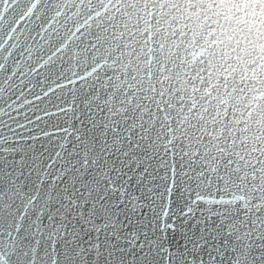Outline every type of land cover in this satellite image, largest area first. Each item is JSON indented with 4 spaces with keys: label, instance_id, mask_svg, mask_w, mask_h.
I'll return each instance as SVG.
<instances>
[{
    "label": "snow or ice",
    "instance_id": "obj_1",
    "mask_svg": "<svg viewBox=\"0 0 264 264\" xmlns=\"http://www.w3.org/2000/svg\"><path fill=\"white\" fill-rule=\"evenodd\" d=\"M25 7L0 0V201L32 217L31 264L41 239L46 264H264V128L249 82L184 62L141 79L168 14L121 28L139 0L103 16V2ZM214 92H231L227 109Z\"/></svg>",
    "mask_w": 264,
    "mask_h": 264
},
{
    "label": "water",
    "instance_id": "obj_2",
    "mask_svg": "<svg viewBox=\"0 0 264 264\" xmlns=\"http://www.w3.org/2000/svg\"><path fill=\"white\" fill-rule=\"evenodd\" d=\"M25 2L24 11L28 12L36 10L41 0ZM73 2L76 3L73 13L83 11L81 4L89 7L94 6L95 2H103L105 7L97 10L103 16L109 3L112 7L109 15L120 13L125 0H94L93 4H89L88 0ZM139 2V16L137 10L130 14L125 11L119 21L121 28L127 27L130 32L135 31L132 26L139 21L143 31L149 27L148 15L152 12H156L158 16L162 12L168 14L163 21V28L157 25L149 33V36L159 33L158 46L151 49L149 45V50H141L145 55L138 61L140 78H150L154 74L159 79H168L178 74L177 65L184 62L189 67L203 64L208 70L205 74L211 73L210 79L213 80L224 76L228 80L247 81V102L251 104L254 127L264 128V97L258 103L254 99L257 92L264 93V0H152L147 10L143 4L148 0ZM173 32L176 33L175 38H172ZM116 35H120V32L117 31ZM144 68H149V71H143ZM184 72V68L179 69L180 75ZM230 95L231 92H214L210 99L223 102L227 109L231 102ZM245 115L247 117L248 114ZM260 135H264V132ZM22 208L20 200L11 206L6 199L0 201V264H31L24 252L27 250L28 255H32L35 242L30 227L32 217L30 214L21 216ZM18 227L20 232L17 233ZM9 232L15 233L14 240L9 238ZM36 264H46L43 239L36 253Z\"/></svg>",
    "mask_w": 264,
    "mask_h": 264
}]
</instances>
